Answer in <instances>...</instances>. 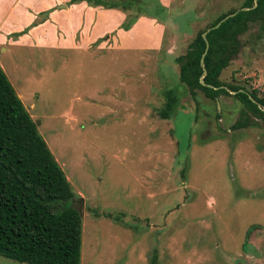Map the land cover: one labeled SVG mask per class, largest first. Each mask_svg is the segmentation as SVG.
I'll return each instance as SVG.
<instances>
[{
    "label": "rangeland",
    "instance_id": "rangeland-1",
    "mask_svg": "<svg viewBox=\"0 0 264 264\" xmlns=\"http://www.w3.org/2000/svg\"><path fill=\"white\" fill-rule=\"evenodd\" d=\"M26 1L0 0V19ZM69 1L116 9L123 19H109L107 32L91 40L99 22L69 14L65 26L44 32L59 38L71 29L74 38L1 44L0 66L75 193L80 264H149L153 252L158 264H264V126L232 128L240 102L227 95L214 102L201 92L195 100L174 60L199 29L243 0H174L172 9L165 0H142L136 17L119 6ZM53 9L10 35L27 34ZM141 17L153 19L138 22L144 43L166 27L159 50L101 44L108 36L117 41ZM241 38L240 53L220 77L264 96V33L253 25ZM169 88L179 102L162 118ZM0 264L28 263L0 256Z\"/></svg>",
    "mask_w": 264,
    "mask_h": 264
},
{
    "label": "trees",
    "instance_id": "trees-1",
    "mask_svg": "<svg viewBox=\"0 0 264 264\" xmlns=\"http://www.w3.org/2000/svg\"><path fill=\"white\" fill-rule=\"evenodd\" d=\"M87 1L94 5L119 6L135 17L144 4L142 0ZM254 3V0H243L239 7L218 14L196 32L185 52L174 59L179 67V81L195 100L201 92L214 102L221 95L232 96L240 102L239 116L232 128L258 122L264 126V96L255 88L247 90L220 77L240 53L242 35L253 25L264 33V0H257L255 6ZM133 4L138 9L135 8V14L134 8L130 10ZM157 7L155 2L154 10ZM242 7L246 9L206 33L208 48L201 63L206 47L202 32ZM131 23L127 16L122 26L128 27ZM203 66L206 72L202 76ZM231 90L235 93H230ZM178 102L175 89H167L159 115L169 118ZM74 199L75 193L63 169L0 66V256L28 264H80L82 219L73 206ZM157 260L153 252L149 264H158Z\"/></svg>",
    "mask_w": 264,
    "mask_h": 264
},
{
    "label": "crops",
    "instance_id": "crops-1",
    "mask_svg": "<svg viewBox=\"0 0 264 264\" xmlns=\"http://www.w3.org/2000/svg\"><path fill=\"white\" fill-rule=\"evenodd\" d=\"M174 0H165L164 3L167 5H170L171 9L174 5ZM83 2V1H82ZM81 3V2H80ZM66 5V0H27L23 5H19L17 9H14L12 4L9 6L7 11L4 13L3 17L0 19V45H13L16 44H32V43H38L41 45H45L44 43H64L68 42V38H74V31L71 29L68 32V37H55L54 31H45L44 28H55L56 24L59 26H65V24L69 23V14L76 16L78 19H84L86 18L87 21H90L92 18L94 21L99 22L100 29L98 31H93L91 36L90 32L87 34L90 36V39L93 40L97 36L101 37L103 36L107 30L108 27V20H111V24L119 25L121 20L123 19V14L121 11L116 9H108V8H94L89 7L83 4L78 5H72V6H63ZM183 4V3H182ZM29 6V10H33L32 15L30 16L26 11V7ZM54 8L53 11L50 13V19L46 22L39 24L37 26H34V29L29 31L27 34H23L21 36H14L13 34L17 31H20L24 27L28 26L31 21L35 17V13L45 11L47 9ZM67 20V21H66ZM141 20V21H140ZM153 20V19H152ZM151 19L141 17L137 20V23L134 24V28L127 30V31H119L117 41L112 39V36L106 37V39H103L101 42L107 45L113 43L118 44L120 42L123 43L124 47H137V48H144L146 47V50H152L157 51L161 48L163 45V42L165 41L166 34L163 32V29L165 30V26H161L157 34H154V40L152 43L149 41L144 43L145 40L142 37V40L140 41V36L138 34L139 31H141V27L138 24L145 23V22H152ZM66 21V23H65ZM65 23V24H64ZM2 26H4L3 35H1V29ZM151 26V25H149ZM84 27L89 28V24L87 22H84ZM43 30V31H42ZM13 33L12 35H10ZM40 33L42 34L43 40L40 39ZM50 35L52 36V39H50ZM32 36V37H31ZM34 37H36V41H34ZM168 42L172 43L173 38H169ZM1 47V46H0ZM5 48L2 50L4 51Z\"/></svg>",
    "mask_w": 264,
    "mask_h": 264
},
{
    "label": "water",
    "instance_id": "water-1",
    "mask_svg": "<svg viewBox=\"0 0 264 264\" xmlns=\"http://www.w3.org/2000/svg\"><path fill=\"white\" fill-rule=\"evenodd\" d=\"M254 1H255L254 6H255V5L257 4V0H254ZM63 6H64V5H63ZM245 9H246V7H242V8H238V9H236L234 12L229 13V14H227L225 17H223L222 19H220L215 25L210 26V27H207V29H206L204 32H202V37H203V39L205 40L206 47H205V51H204V53H203V55H202V57H201V63L203 62V56H204V54H205V52L207 51V48H208V41H207V38H206V33H207L209 30H211L212 28H216V27H218L222 21L226 20V19H227L228 17H230V16L235 15L239 10H245ZM205 72H206V71H205V67L203 66V73H202V76L205 75ZM201 82L204 83L203 81H201ZM230 92H231V93H235V91H233V90H231ZM263 109H264V107H263Z\"/></svg>",
    "mask_w": 264,
    "mask_h": 264
}]
</instances>
